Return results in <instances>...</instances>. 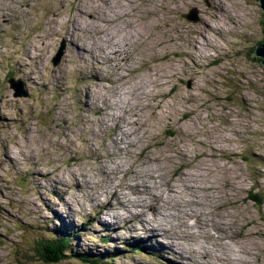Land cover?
Listing matches in <instances>:
<instances>
[{"label": "rangeland", "instance_id": "rangeland-1", "mask_svg": "<svg viewBox=\"0 0 264 264\" xmlns=\"http://www.w3.org/2000/svg\"><path fill=\"white\" fill-rule=\"evenodd\" d=\"M263 33L258 0H0V264H264Z\"/></svg>", "mask_w": 264, "mask_h": 264}, {"label": "trees", "instance_id": "trees-1", "mask_svg": "<svg viewBox=\"0 0 264 264\" xmlns=\"http://www.w3.org/2000/svg\"><path fill=\"white\" fill-rule=\"evenodd\" d=\"M252 198L255 199V195H252ZM53 233H56V231H54ZM66 238L69 237L66 236L64 238H59L51 235L45 239H40L36 251L38 253V256L41 258V261L48 264V263H58L61 260H63L65 258L66 252L70 248L69 240H67ZM143 249H146V247L131 246V250H134L135 252H141ZM67 253H68L67 255H69L71 252H67ZM71 255H73L78 261H82L85 263L92 262L89 258L84 257L83 254L81 253L79 254V252L77 254H71ZM120 256L121 255L116 254V258Z\"/></svg>", "mask_w": 264, "mask_h": 264}, {"label": "water", "instance_id": "water-1", "mask_svg": "<svg viewBox=\"0 0 264 264\" xmlns=\"http://www.w3.org/2000/svg\"><path fill=\"white\" fill-rule=\"evenodd\" d=\"M259 1V6H260V8H261V10H262V12H263V21H264V0H258ZM193 13H195V10H193L192 11ZM190 15H188L187 17L188 18H190L189 17ZM62 48H63V45H62ZM64 51V50H63ZM63 51H62V49L60 48L59 50H58V52H57V54L52 58V62L53 63H56L58 60H59V57H60V55L63 53ZM257 56V57H259L260 58V63H261V65H262V67L264 68V38H263V40L255 47V50H254V53H252V55H251V58L253 57V56ZM11 82V84H12V87H14L15 89H19V87L20 86H15L16 84H18V82L17 81H15V80H13L11 77L10 78H8V82ZM21 83V82H20ZM21 85V84H20Z\"/></svg>", "mask_w": 264, "mask_h": 264}, {"label": "bare ground", "instance_id": "bare-ground-1", "mask_svg": "<svg viewBox=\"0 0 264 264\" xmlns=\"http://www.w3.org/2000/svg\"><path fill=\"white\" fill-rule=\"evenodd\" d=\"M95 217L94 216H90V219H94ZM151 219V218H150ZM146 223V222H145ZM156 228L157 227H155V228H153V230L154 231H156ZM150 230V229H149ZM142 231L143 232H147V231H145V229H142ZM185 231V230H184ZM181 232V233H179V234H181V235H179L182 239H184L183 238V236L182 235H188V234H190L188 231H185V232ZM151 232V231H150ZM153 233V232H152ZM151 233V235L149 236L151 239H155V237H161V235H159L160 233L159 232H156V233H153V234H157L156 236H153V234ZM194 235V234H193ZM179 236L177 237V238H179ZM188 237H189V235H188ZM146 238H148V237H146ZM150 238H148V239H150ZM162 238V237H161ZM170 244V243H169ZM161 246H164V248H165V245L164 244H162V243H159V246H153L152 248H150V247H148V246H146V249H149V250H151V249H154V248H156V249H158L160 252H162L164 249H162V247ZM229 249V248H228ZM209 250V249H208ZM207 250V251H208ZM193 253H194V251H192ZM201 252V251H200ZM207 253V252H206ZM219 253V252H218ZM159 255V254H158ZM160 256V255H159ZM159 256H157V258L159 257ZM202 256H204V255H202ZM205 257V256H204ZM160 258V257H159ZM159 258H158V260H159ZM222 261V262H221ZM216 262L218 263V264H224V263H228V264H230L226 259H224V261L221 259V257H218V258H216ZM133 264H140V263H137V262H133ZM148 264H149V260H148ZM150 264H154V263H152V262H150ZM162 264V263H161ZM205 264V263H204ZM209 264V263H208Z\"/></svg>", "mask_w": 264, "mask_h": 264}]
</instances>
